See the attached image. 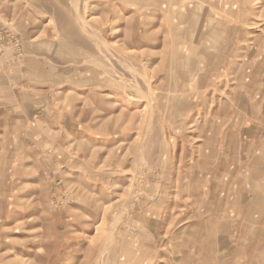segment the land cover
Instances as JSON below:
<instances>
[{
	"label": "rangeland",
	"instance_id": "374dc122",
	"mask_svg": "<svg viewBox=\"0 0 264 264\" xmlns=\"http://www.w3.org/2000/svg\"><path fill=\"white\" fill-rule=\"evenodd\" d=\"M262 57L264 0H0V264L250 262Z\"/></svg>",
	"mask_w": 264,
	"mask_h": 264
},
{
	"label": "crops",
	"instance_id": "0c3cea01",
	"mask_svg": "<svg viewBox=\"0 0 264 264\" xmlns=\"http://www.w3.org/2000/svg\"><path fill=\"white\" fill-rule=\"evenodd\" d=\"M262 71L261 123L233 124L237 130L233 137L248 150L245 158L250 170L245 175V183L237 182L228 188V207L235 209L230 212L232 229L219 235L229 240V249L235 251L233 254L251 256L250 262L240 264H264V67ZM2 92L0 85V95Z\"/></svg>",
	"mask_w": 264,
	"mask_h": 264
}]
</instances>
